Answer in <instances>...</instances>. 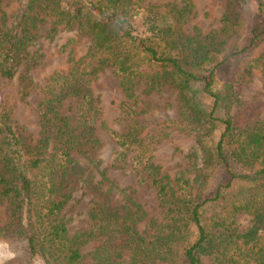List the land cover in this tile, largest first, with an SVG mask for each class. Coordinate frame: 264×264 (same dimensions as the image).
Instances as JSON below:
<instances>
[{"label": "rangeland", "instance_id": "374dc122", "mask_svg": "<svg viewBox=\"0 0 264 264\" xmlns=\"http://www.w3.org/2000/svg\"><path fill=\"white\" fill-rule=\"evenodd\" d=\"M25 1H0L6 25L20 27L18 21ZM125 1L133 33L139 37L152 34L157 53L174 52L164 45L163 38L165 33L169 40L176 27L183 35H195V39L202 42L199 50L191 51L189 55L183 53L179 59L184 68L198 76L206 74L207 68L217 63L214 66L213 89L219 93L221 100L211 116H207L205 111L209 109L210 99L201 97L202 80H189L188 90L198 98L196 103L202 111L196 117L184 110L181 96L170 84L146 90L143 80L135 79L132 86L134 95L127 98L118 86V75L111 67L104 66L89 76H83V79H88L86 87L91 104L96 108L91 137H81L73 143L71 161L66 166L68 173L62 178L58 195L62 193L65 197L61 215L68 234L90 230L88 242L79 247L83 254H87L86 263H92L90 256L106 238L104 233L100 235L95 231L96 219L90 216V212L96 213L100 206H105L104 212H109L111 208L116 209L118 214H129L135 218V210L139 209L143 213V219L135 223L139 231L146 220L158 223L163 218L166 206L160 203L149 178L140 173L142 158L148 157L152 167L162 177V183L176 188V181L186 179L191 184L190 193L201 199L209 194L211 183L223 180L218 165L213 166L214 161L211 160L213 144L223 128L217 119L231 116L233 132L259 120L264 131V73L258 61L264 54V33L253 44L246 46L250 29L258 22L261 23L259 28L264 26V0L260 5L256 0ZM49 23L47 16L30 29L24 45L28 66L21 64L10 78L0 76V110L8 114L15 130L30 145L40 137L39 103L44 98V85L49 76L54 72L67 71L71 62L69 58L77 59L83 55L88 45L85 36L78 34L74 28L67 30L62 24L56 25L55 32L48 33ZM224 25L225 30L221 33ZM206 35L209 38L204 42L200 38ZM242 47L245 49L238 51ZM205 51L206 60L199 62V55ZM91 66L92 62L86 65L85 72H89ZM142 68L154 71L159 66L144 61ZM76 110L77 105L72 98L63 100L58 108L63 115L74 116ZM70 120L72 125L77 124L75 117ZM75 126L74 133H77L80 127ZM113 133H135L134 139L141 141L122 147L117 144ZM233 145L234 137H229L224 150L229 153ZM49 149L50 145L47 151ZM230 166L237 172L249 169H239L233 163ZM251 168H258V164L254 163ZM244 192L241 186H234L223 192L221 199L201 209V221L210 228L212 238L200 255V264H227L229 259L234 264H254L255 258L264 251V229L260 226L253 228L254 232L246 233L251 234L246 237L251 238L250 241H243L240 237L253 225L252 214L240 212L233 218L226 217L230 199L238 198ZM7 214V202L0 197V225ZM222 216L227 221L231 220L225 225L234 229L236 237L230 239L221 228L211 227L210 221ZM156 232L152 228V237H149L147 230L146 241L150 238L154 240ZM191 237L189 231L188 237L185 234L182 241L177 240L169 252L152 253L144 263H131L125 250H122L120 264H183L180 262V251L186 238ZM218 248L223 254L215 259L214 251ZM145 251L152 252L149 247ZM22 256L14 244L0 238V264H10L9 260Z\"/></svg>", "mask_w": 264, "mask_h": 264}, {"label": "trees", "instance_id": "16d2710c", "mask_svg": "<svg viewBox=\"0 0 264 264\" xmlns=\"http://www.w3.org/2000/svg\"><path fill=\"white\" fill-rule=\"evenodd\" d=\"M1 1V0H0ZM125 0H26L24 9L18 21L20 27L6 25L5 12L0 7V76L10 78L21 64L28 66L26 61L25 42L30 35V29L36 23L50 18L48 33L56 30V25L62 24L67 30L75 29L78 34L88 39L85 53L77 59L69 58L70 66L64 73L54 72L44 85V98L39 103L40 137L33 145L11 124L8 114L0 110V197L7 202L8 214L0 225V238L14 244L15 249L23 254L21 258L8 261L13 264H120L122 250L131 263H144L152 253H167L177 240H183L184 235L191 231L192 237L180 251V262L183 264H200V255L211 241V230L200 218L201 209L208 203L221 199L226 190L234 186L244 188V194L231 198L229 212L226 217L233 218L236 213L252 214L253 225L242 233L243 241H250L246 234L253 228L264 229V131L262 122L255 120L243 128L233 132L231 116L219 120L223 124L218 139L213 144L211 160L213 166L218 165L223 180L209 185V194L199 199L190 193L191 184L186 179L176 181V188L162 183L156 168L148 160L142 158L141 175L149 178L156 189L157 197L166 210L161 221L146 220L142 230L135 228L137 220L143 219V213L137 209V218L129 214H118L116 209L104 212L105 206H100L97 212H90L96 219L95 231L104 233L106 238L93 251L86 263L87 254L79 247L88 242L90 230L68 234L61 209L65 203L62 193L58 195L59 186L64 175L68 173L67 164L71 161L70 150L73 143L81 137L90 139L91 124L95 115L88 94L84 75H91L104 66H109L118 75V86L124 95L133 97L135 79L143 80L144 89L152 90L160 84H170L181 96V105L188 114L199 117L202 111L198 108V98L188 90L189 80H202L199 90L202 98L210 99L206 115L211 116L213 109L221 100L214 88V66L207 68L206 74L198 76L184 68L181 59L183 53L199 50L202 42L195 35H183L176 27L168 40L164 33L163 42L174 52L157 53L151 36L135 35L126 14ZM258 5L262 0H256ZM258 22L250 29L248 44L264 33V26ZM225 25L220 29L224 32ZM209 38L207 35L200 38ZM161 40V39H160ZM162 41V40H161ZM194 49V50H192ZM245 47L238 51L244 50ZM206 51L199 55V62L206 59ZM237 53V52H236ZM234 53V54H236ZM84 65H82L83 61ZM202 60V61H201ZM259 66L264 73V54L259 57ZM149 61L159 66L154 71H146L142 63ZM92 62L89 72L86 65ZM220 63V62H218ZM82 65V66H81ZM72 98L77 105L76 115H63L58 112L63 100ZM75 117L79 132L74 133L75 125L71 118ZM216 119V118H214ZM119 146H129L135 141V133H113ZM229 137H234V145L230 152L224 150V144L229 143ZM50 149L47 151V147ZM135 146L134 148H136ZM135 157V156H134ZM241 171H234L230 164ZM258 168L250 169L254 164ZM199 191V190H197ZM103 215V216H101ZM225 218L211 220L210 225L221 228L223 233L232 239L236 237L234 229L225 225ZM228 224L231 223L227 221ZM191 227V230H189ZM152 228L156 229L154 240L146 241L147 230L152 237ZM111 240V242H109ZM231 242V241H230ZM107 244V245H106ZM152 252L145 251L147 248ZM211 247V246H210ZM216 247V246H213ZM250 247L247 248L250 249ZM261 251V250H260ZM214 258L223 254L219 248L214 251ZM227 264H234L228 260ZM254 264H264V251L255 258Z\"/></svg>", "mask_w": 264, "mask_h": 264}]
</instances>
